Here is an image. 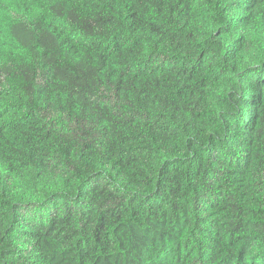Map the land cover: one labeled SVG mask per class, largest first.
<instances>
[{"label":"trees","instance_id":"16d2710c","mask_svg":"<svg viewBox=\"0 0 264 264\" xmlns=\"http://www.w3.org/2000/svg\"><path fill=\"white\" fill-rule=\"evenodd\" d=\"M0 264H264V0H0Z\"/></svg>","mask_w":264,"mask_h":264}]
</instances>
